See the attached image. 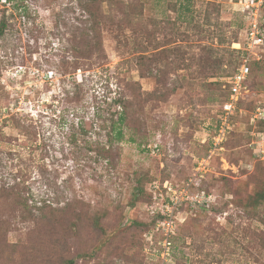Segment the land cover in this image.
Masks as SVG:
<instances>
[{
  "label": "rangeland",
  "instance_id": "obj_1",
  "mask_svg": "<svg viewBox=\"0 0 264 264\" xmlns=\"http://www.w3.org/2000/svg\"><path fill=\"white\" fill-rule=\"evenodd\" d=\"M236 2L0 0V187L50 212L26 215L0 191V264H163L153 217L166 182L191 179L214 202L184 209L171 264H264V163L251 148L264 133L252 121L264 108V46L225 150L196 175L242 61L234 44L247 24ZM84 4L102 43L90 58ZM143 54L159 73L139 71ZM116 99L126 102V138L104 158L89 145L109 148L102 127Z\"/></svg>",
  "mask_w": 264,
  "mask_h": 264
},
{
  "label": "built area",
  "instance_id": "obj_2",
  "mask_svg": "<svg viewBox=\"0 0 264 264\" xmlns=\"http://www.w3.org/2000/svg\"><path fill=\"white\" fill-rule=\"evenodd\" d=\"M236 5L245 17L247 24L246 38L234 44L236 46L235 50L241 52L242 61L236 72L226 80L224 89L227 91L228 97L222 105V111L214 126V131L209 135V157L198 162L196 175L205 173L215 153L225 150V144L234 131L235 118L243 113L240 104L247 91L252 60H260L258 51L264 46V0H237ZM39 72V69L34 71V73ZM46 81L58 82L57 73L48 70ZM252 121L256 125L260 122L264 123V108L258 107L256 109ZM253 136L254 140L251 143V148L254 157L264 162V133H254ZM194 185L198 186L195 179H191L188 183L177 188L169 181L164 185V201L162 207L155 213H161L164 217L157 222L154 235L149 239L153 246L155 243L157 244L154 251L157 252L163 264H171L174 259L173 243L178 232L179 223L185 221L184 209L187 207H205L207 204L214 202L213 195L192 188ZM154 237H156L155 241Z\"/></svg>",
  "mask_w": 264,
  "mask_h": 264
},
{
  "label": "trees",
  "instance_id": "obj_3",
  "mask_svg": "<svg viewBox=\"0 0 264 264\" xmlns=\"http://www.w3.org/2000/svg\"><path fill=\"white\" fill-rule=\"evenodd\" d=\"M6 2H9V3H12V2H15L16 0H5ZM21 1V0H20ZM83 8L85 9V11L88 12V14L93 18V21H94V26L91 28V30L93 31V39H94V42L90 44L89 48H87L84 52L85 53H89L91 51H93L94 49H101V46H102V43L100 41V38H99V23H97V13L96 11H92L89 6L87 4H84ZM264 18V17H263ZM264 27V25H263ZM245 28V27H244ZM5 30H6V23L5 22H1L0 23V41L2 39V37L4 36V33H5ZM95 35V36H94ZM135 42V40H134ZM135 45H137L138 47L141 46V49L142 51L141 52H147V47L144 49L143 45L139 44L138 42L135 43ZM236 52L238 54L241 55V52L240 51H237ZM87 58H90L91 56V53L85 55ZM152 58L151 57H147L146 54H143V55H140V57L138 58V61H137V66H138V69L141 73H155L157 71V73H159V69H158V60L156 59H153L151 60ZM207 62L211 61L210 58H206L205 59ZM205 61V62H206ZM183 62V61H182ZM185 62L182 63V65L184 64ZM78 64V61H75V65ZM252 64V63H251ZM180 65V66H182ZM237 70V69H236ZM236 72V71H235ZM228 97V96H227ZM126 102L123 101L122 99H116L112 102V106L115 108V111H111L110 112V115L108 117H106V120L104 121V126L102 128H107V125H108V145H109V148H106V147H102V146H99V143H94V145H89V148L93 151H96L97 153H99L101 156H103L104 158L107 157V153H109L111 150L113 144L115 143H118V142H121L123 141L125 138H126V135H125V127L128 123V116H127V107H126ZM120 107L121 110H117V108ZM260 126L261 129L264 130V123L260 122L258 124ZM261 162V161H260ZM264 163V162H262ZM6 191L8 192V194L10 195V197H13L16 201V204L18 206H20L23 211H24V214L26 215H31L35 218H39V219H44V217H41V215H44L46 216L47 214H49L50 212H46L45 213V210H46V207H42V208H38V212H36L32 205H30V199L25 197L23 195V192L22 190H20L19 188L15 187H11V188H4V187H0V191ZM199 191H204L202 190L200 187L198 188ZM141 192L143 191L142 189L140 190ZM209 194V192H208ZM261 202L263 201L264 202V189L261 193H259V196H258V199H257V202ZM257 206V204L255 205ZM164 216L161 214V213H158V214H154V221H155V225H157L156 223L162 219ZM179 229V227H178ZM74 262L73 261H68L66 263H63V264H73Z\"/></svg>",
  "mask_w": 264,
  "mask_h": 264
}]
</instances>
